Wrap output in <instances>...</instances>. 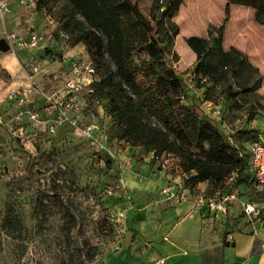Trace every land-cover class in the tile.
Wrapping results in <instances>:
<instances>
[{
  "label": "rangeland",
  "instance_id": "1",
  "mask_svg": "<svg viewBox=\"0 0 264 264\" xmlns=\"http://www.w3.org/2000/svg\"><path fill=\"white\" fill-rule=\"evenodd\" d=\"M132 1L154 25L155 37L162 40L164 67L175 69L185 86L193 78L192 72L186 73L196 61L186 43L189 37L200 36L211 42L221 37L223 50L239 48L242 57L232 55L237 67H228L227 78L214 77V81L203 83L207 98L220 100V120L209 119L225 136L232 134L233 143L248 159L245 145L264 135V31L252 16V7L227 4V0H180L177 12L168 18L162 16L166 0ZM18 3H33L35 7L33 0H11L9 9L16 12ZM7 14L0 13V38L20 47L9 35L24 36L8 28ZM173 27H177V34H173ZM64 34L56 30L54 36L69 44ZM47 48L41 44L33 51L47 53ZM217 49L211 55L214 63L219 59ZM77 51L82 71L92 69L93 74L88 55ZM25 69L29 72V95L36 93L44 103L29 107L30 100L20 102L19 92L13 91L9 95L16 98H9L8 105L0 109V264H145L138 254H142L143 245L133 248L134 225L145 210L156 207L157 197H136L126 192L119 179L125 181L123 173L129 168L139 173L143 170V176L157 164L160 169L164 164L174 171L173 156L161 154L156 160L137 136L120 139L123 126L112 122L106 101L94 94V74L88 85L63 97L57 91L62 85L56 71L51 77L57 83H52L47 73H38L31 62ZM141 70L143 80L148 81L159 67L144 61ZM0 74L7 78L3 70ZM227 87L231 88L228 92ZM51 91L57 95L46 96ZM68 99L73 106L65 114L67 119L59 123ZM11 101L16 102L14 107ZM207 104L202 100L201 107L207 108ZM100 109L103 116L98 114ZM90 114L95 115V121ZM70 119L82 126L95 125L96 139L74 131L68 124ZM103 131L104 137L100 135ZM122 161L128 162L127 168L119 164ZM167 183L172 182L164 185ZM146 193L153 195L152 191ZM253 196L261 200L264 187H254Z\"/></svg>",
  "mask_w": 264,
  "mask_h": 264
},
{
  "label": "trees",
  "instance_id": "2",
  "mask_svg": "<svg viewBox=\"0 0 264 264\" xmlns=\"http://www.w3.org/2000/svg\"><path fill=\"white\" fill-rule=\"evenodd\" d=\"M165 2L162 16L171 18L180 0ZM227 4L254 8L255 21L264 25V1L227 0ZM35 9L57 22V29L66 34L69 44L84 45L96 77L94 94L106 101V113L112 122L123 126L120 139L137 136L146 152L177 157L186 188L207 181L212 187L207 194L235 189L236 176L227 183L226 174L242 170L245 158L214 122L184 103L187 90L183 80L175 69L164 67L162 40L155 37L154 25L141 13L137 2L35 0ZM177 33V27H173V34ZM221 41V37L211 42L200 36L186 40L196 55L193 80L204 84L214 77L227 78L228 67L236 69L232 55L242 57V53L235 47L223 50ZM215 48L219 55L216 63L211 59ZM144 61L159 67L148 81L141 73ZM230 90L227 87L226 91ZM202 95L205 101L220 102L207 98L206 89Z\"/></svg>",
  "mask_w": 264,
  "mask_h": 264
},
{
  "label": "crops",
  "instance_id": "3",
  "mask_svg": "<svg viewBox=\"0 0 264 264\" xmlns=\"http://www.w3.org/2000/svg\"><path fill=\"white\" fill-rule=\"evenodd\" d=\"M26 5L18 3L16 12L9 9L6 15L9 18L8 28L24 37L34 30L41 36V44L49 48L46 49L47 53L43 50L36 53L34 49H22L12 42H6L11 49L0 52V70L7 74V78L0 74V109L7 104L9 94L13 91L19 92L17 97L22 99L25 96L21 93L25 92L30 100L29 103L26 102L29 107L33 105L39 107L44 103L42 97L36 93L29 95L30 88L26 80V74L29 72L25 69V65H29V62L31 67L39 69L38 73H47V78L52 83H57L52 81L53 72H57L58 83L62 85L61 90L57 91L63 97L69 92L79 90V87L88 85L93 78L90 70L82 71V65L78 60L80 56L77 50L83 52V56H87L84 45L62 42L60 36H54L55 31H59L57 23L44 11L36 10L33 3ZM249 9L255 19V9ZM257 25L264 31L263 24ZM252 47L253 51L256 50L254 41ZM49 50L51 52H48ZM57 52L59 55L56 59ZM195 65L196 61L186 75H191L190 72L194 70ZM197 83L192 77L189 78L183 101L196 108L199 114L204 115L197 106L202 109L201 94L206 87L205 84ZM56 95L52 91L46 93V96ZM11 103L14 107L16 102L11 101L9 104ZM98 114L103 116V110L100 109ZM90 116L91 120L95 121V115L90 114ZM245 146L249 148V145ZM171 159L175 160L176 166L179 159L174 156ZM164 162H167V159ZM157 165L144 176L141 169L140 173L131 168L124 170L123 173L126 192L131 191L136 197L143 195L157 197L156 207L145 210V215L139 216L140 219L134 225L133 248L136 250L141 244L143 245L142 254L140 255V251L138 254L145 264H264V197L257 200L253 196L255 187L251 183L253 171L248 159H245L242 170L237 172L231 170L226 174V182L229 183L228 179L231 176H236L235 190L238 197L243 203L255 205V216L246 214L242 206L235 203L228 205L225 214L194 209L192 198L199 194H207L212 189L207 181L199 182L191 189L182 184L187 196L186 200L165 199L159 194L160 185H164L169 180L173 184H181L185 174L175 166L173 171L164 164L160 165L162 169ZM151 191L153 195L146 193ZM227 235L231 236L230 240L226 238Z\"/></svg>",
  "mask_w": 264,
  "mask_h": 264
},
{
  "label": "built area",
  "instance_id": "4",
  "mask_svg": "<svg viewBox=\"0 0 264 264\" xmlns=\"http://www.w3.org/2000/svg\"><path fill=\"white\" fill-rule=\"evenodd\" d=\"M11 0H0V13L6 14L9 12V2ZM9 38L15 39L17 41V44L22 48H39L41 46V36L33 31H30L26 37H23L21 39L17 38L14 34H10ZM92 70V69H90ZM25 98H20V102L28 101L27 94L23 92ZM8 98H16L12 95H9ZM72 99H68L63 103L64 108H62V118L58 120L59 123H62L64 119H67L65 114L68 112V110L73 106ZM203 103H208L206 106L207 108H202L203 113L208 118L212 119L215 118L217 120H220L221 112L218 105L213 104L209 101L203 100ZM34 114L31 113L30 117L34 118ZM1 121V117H0ZM220 121H218L219 123ZM68 124L70 127L79 133L81 136L91 139H96L95 131L97 130V127L95 125H80L78 121L74 119H70L68 121ZM102 131V130H101ZM100 131V132H101ZM102 137H104L105 133L100 134ZM226 138L232 142L233 136L232 134L226 133ZM152 156L155 159H159L160 157L157 155H154L153 152H150ZM249 162L253 171V177L251 179V183L255 187H263L264 186V135H259L251 144H249ZM123 163V167H128V162H119V164ZM176 169H179V166H175ZM233 176H231L228 179V182L232 180ZM121 184H123L122 179H119ZM159 194L162 195L165 199H175L177 201L186 200V194L184 193V188L181 184H173V183H167L165 185H162L159 188ZM194 209L201 211V210H209L213 211L215 214H225L227 211V207L231 203L240 204L243 208V211L251 216H255V205L253 204H246L240 201L238 197V193L235 189H232L230 191L226 192H216L214 194H199L196 197L192 198L191 200ZM226 238L228 240L231 239L230 235H227Z\"/></svg>",
  "mask_w": 264,
  "mask_h": 264
},
{
  "label": "water",
  "instance_id": "5",
  "mask_svg": "<svg viewBox=\"0 0 264 264\" xmlns=\"http://www.w3.org/2000/svg\"><path fill=\"white\" fill-rule=\"evenodd\" d=\"M9 46L4 39H0V51L8 50Z\"/></svg>",
  "mask_w": 264,
  "mask_h": 264
}]
</instances>
